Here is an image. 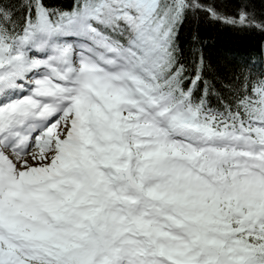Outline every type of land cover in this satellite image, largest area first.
<instances>
[{
	"label": "snow or ice",
	"instance_id": "obj_1",
	"mask_svg": "<svg viewBox=\"0 0 264 264\" xmlns=\"http://www.w3.org/2000/svg\"><path fill=\"white\" fill-rule=\"evenodd\" d=\"M0 264H264V0H0Z\"/></svg>",
	"mask_w": 264,
	"mask_h": 264
},
{
	"label": "trees",
	"instance_id": "obj_2",
	"mask_svg": "<svg viewBox=\"0 0 264 264\" xmlns=\"http://www.w3.org/2000/svg\"><path fill=\"white\" fill-rule=\"evenodd\" d=\"M218 2L227 4L230 0H218ZM211 34L217 40L219 46L230 48L234 51H244L259 40L257 35L236 33L220 26H213Z\"/></svg>",
	"mask_w": 264,
	"mask_h": 264
}]
</instances>
